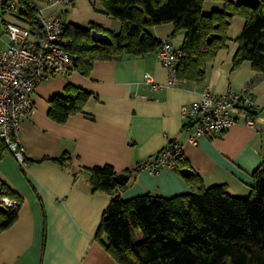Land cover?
<instances>
[{
	"label": "crops",
	"instance_id": "crops-1",
	"mask_svg": "<svg viewBox=\"0 0 264 264\" xmlns=\"http://www.w3.org/2000/svg\"><path fill=\"white\" fill-rule=\"evenodd\" d=\"M206 1V0H205ZM212 8L223 7L211 0ZM0 47L9 43L6 21H21L16 14H1ZM213 9V10H215ZM67 24L88 26L91 22L117 33L119 20L94 9L90 0H73L54 9ZM5 21V22H4ZM245 21L234 16L228 27V45L205 66L200 80H181L177 86L152 90L144 82L148 72L158 83L167 79L156 53L127 54L118 60H96L89 75L77 70L50 76L36 85L31 114L20 124L19 137L25 161L12 153L0 156V187L5 185L20 197L18 216L0 231V264H119L96 240L95 233L110 196L92 191L79 167L111 165L118 173L135 169L152 159L169 141L183 144V159L203 179L205 186L224 184L236 196L248 197L252 172L264 163V76L251 91L258 106L260 129L239 122L222 134L203 136L197 144L187 142L181 108L198 100L204 90L224 94L242 90L259 76L250 61L232 68V59ZM160 39L180 49L184 33L169 37L172 23L149 26ZM67 85L83 88L92 96L82 110L56 122L48 115L50 100ZM70 154L68 166L52 161L30 162ZM27 159V161H26ZM121 196L129 199L144 193L172 196L190 190L177 169L163 167L132 171Z\"/></svg>",
	"mask_w": 264,
	"mask_h": 264
},
{
	"label": "trees",
	"instance_id": "trees-1",
	"mask_svg": "<svg viewBox=\"0 0 264 264\" xmlns=\"http://www.w3.org/2000/svg\"><path fill=\"white\" fill-rule=\"evenodd\" d=\"M4 0L1 14L4 15ZM36 1L18 0L17 17L36 27ZM94 9L121 23L115 33L91 22L88 26L66 24L63 35L72 57L70 70L89 75L96 60H118L124 55L156 53L163 39L150 34L147 27L172 23L169 37L184 33L177 75L181 80H200L205 66L228 45V27L234 16L244 19L232 59V68L250 61L259 76H264V0L255 6L236 0H222L221 9L203 12L205 0H90ZM5 22V21H4ZM107 33L110 43L95 42L92 31ZM92 93L67 85L64 92L50 100L48 115L56 122L80 112ZM256 119L258 107L252 111ZM70 154L45 157L30 162L52 161L68 166ZM27 161V159H26ZM138 165L135 169L140 168ZM190 168L183 157L177 161L179 172ZM118 173L105 164L79 167L92 191L105 192L110 201L104 210L95 238L119 264H264V163L252 172L248 197L229 192L224 184L205 186L192 171L185 178L190 190L164 196L153 193L121 196L132 171ZM181 173V172H180ZM0 196L20 197L9 187H0ZM16 207L1 208L0 231L18 216Z\"/></svg>",
	"mask_w": 264,
	"mask_h": 264
},
{
	"label": "built area",
	"instance_id": "built-area-1",
	"mask_svg": "<svg viewBox=\"0 0 264 264\" xmlns=\"http://www.w3.org/2000/svg\"><path fill=\"white\" fill-rule=\"evenodd\" d=\"M72 1H36V27L22 20L5 22L9 43L0 47V156L7 151L20 163L25 161L26 150L20 141L19 128L33 110L36 85L50 76L66 73L72 66V57L66 47L68 39L63 35L67 23L54 10ZM18 8V0H8L4 14H15ZM156 54L165 68L166 82H156L148 72L144 73V82L152 90L179 85L177 62L181 51L168 39H163ZM251 86L248 82L242 90L230 89L224 94L204 90L198 100L183 105L182 128L187 132V142L197 144L199 138L222 134L239 122L260 129L252 114L258 106ZM182 157L183 144L173 140L140 167L151 172L163 167L174 169ZM0 204L16 207L19 201L16 197L0 196Z\"/></svg>",
	"mask_w": 264,
	"mask_h": 264
},
{
	"label": "water",
	"instance_id": "water-1",
	"mask_svg": "<svg viewBox=\"0 0 264 264\" xmlns=\"http://www.w3.org/2000/svg\"><path fill=\"white\" fill-rule=\"evenodd\" d=\"M236 1L255 6L259 0H236ZM92 38L95 42H104V43L111 42V38L107 33L98 32L96 30L92 31ZM180 172L182 175L186 176L189 175L192 172V170L189 168H183L181 169ZM1 208H4V206H1Z\"/></svg>",
	"mask_w": 264,
	"mask_h": 264
},
{
	"label": "rangeland",
	"instance_id": "rangeland-1",
	"mask_svg": "<svg viewBox=\"0 0 264 264\" xmlns=\"http://www.w3.org/2000/svg\"><path fill=\"white\" fill-rule=\"evenodd\" d=\"M212 2H213V1H211V0H206V1L204 2V6H203V12H204V13L208 14V13H210L213 9H215V8H212V7H213V6L211 5ZM219 9H221V8H219ZM171 39H173V38L171 37Z\"/></svg>",
	"mask_w": 264,
	"mask_h": 264
}]
</instances>
